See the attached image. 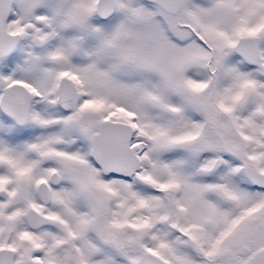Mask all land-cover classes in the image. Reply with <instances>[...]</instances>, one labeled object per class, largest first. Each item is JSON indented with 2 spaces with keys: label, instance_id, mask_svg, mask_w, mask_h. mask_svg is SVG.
Returning <instances> with one entry per match:
<instances>
[{
  "label": "snow or ice",
  "instance_id": "snow-or-ice-1",
  "mask_svg": "<svg viewBox=\"0 0 264 264\" xmlns=\"http://www.w3.org/2000/svg\"><path fill=\"white\" fill-rule=\"evenodd\" d=\"M0 264H264V0H0Z\"/></svg>",
  "mask_w": 264,
  "mask_h": 264
}]
</instances>
